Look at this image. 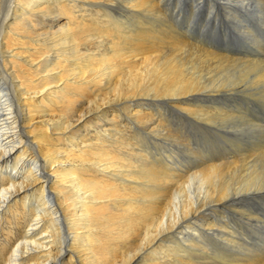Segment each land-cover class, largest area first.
Instances as JSON below:
<instances>
[{"label": "bare ground", "instance_id": "6f19581e", "mask_svg": "<svg viewBox=\"0 0 264 264\" xmlns=\"http://www.w3.org/2000/svg\"><path fill=\"white\" fill-rule=\"evenodd\" d=\"M0 264H264V0H0Z\"/></svg>", "mask_w": 264, "mask_h": 264}, {"label": "rangeland", "instance_id": "374dc122", "mask_svg": "<svg viewBox=\"0 0 264 264\" xmlns=\"http://www.w3.org/2000/svg\"><path fill=\"white\" fill-rule=\"evenodd\" d=\"M89 119H91V122H93L95 118L93 116H91ZM99 125H101V124H99ZM86 128H88V127H86ZM82 130H84V129H82ZM125 142L132 143L129 139L126 140V141L125 140H119L117 143H112V147H113L112 150H115L114 147H116V149H120L121 148V149L126 151L128 149V146L126 145Z\"/></svg>", "mask_w": 264, "mask_h": 264}]
</instances>
